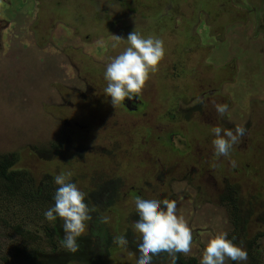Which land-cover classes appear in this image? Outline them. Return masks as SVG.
I'll list each match as a JSON object with an SVG mask.
<instances>
[{
  "label": "flooded vegetation",
  "instance_id": "af4514ba",
  "mask_svg": "<svg viewBox=\"0 0 264 264\" xmlns=\"http://www.w3.org/2000/svg\"><path fill=\"white\" fill-rule=\"evenodd\" d=\"M139 1L142 9H149L150 15L153 14L156 21L171 26L178 33L184 31L185 34L193 27L199 29L200 33H205L214 23L216 15L223 13L222 7L237 3L236 0H165L173 3L174 10L170 9L166 15L159 16L152 11V7L154 4L161 7L158 3L160 0ZM9 4L8 1L7 5ZM244 4L245 9L250 10L254 23L263 25L264 0H245ZM50 6L48 9H51L53 14L60 13L58 16L61 18L68 15L71 6L77 7L78 16L72 17L74 27L89 29L87 32L94 29L107 31L112 26L105 21L104 16L99 19L98 12L86 13L84 5H74V0L64 3L53 1ZM40 7L42 5H39L38 11L35 12L40 13L37 21L30 25V28L33 26L30 34L35 38L36 49L43 50L44 45L54 43L53 37L47 33L54 27L41 29L44 11H39ZM106 12L107 9L101 13ZM176 15L180 16V20L175 18ZM197 20L199 22H196ZM5 32L6 30H3L1 34ZM166 32L150 34L163 40L165 55L155 71L149 73L150 79L132 101L125 100L113 106L110 98L102 91L101 95L95 94L88 100V106L87 98L83 95L84 87L71 89L69 93L76 99L74 106L80 103L81 107L82 103H85L80 113H83L85 122L97 130L87 125H78L76 133L72 138H68L69 142L66 138L65 142H56L46 149L39 147L35 153H30L29 155L38 160V166L43 164V168H32L29 159H26L24 166H20L18 152L24 149L17 152L11 150L0 155V243L17 239L19 246H13L9 251L14 257L23 254L26 264H136V243L139 234L132 227L133 222L138 219L135 198H147L155 194L162 200H175L177 215L188 219L191 209L194 212L197 210V198L199 195L202 197L203 185L207 181H211L215 186L219 204L221 199V204L226 203L231 207L230 218L235 217L233 221L230 219L233 222L231 229L234 234L228 239H233L237 245H246L250 252L254 245L249 241V237L256 240L264 236V111L261 108L264 107V87L261 96L253 99L248 96L249 98L244 99L246 106H243L242 111H246L248 119H242V123L247 129L246 135L233 145L227 157L218 155L212 144V128L221 126L234 129V125H238L235 120L236 123L224 124L215 110L214 105L220 104V95L217 93L222 83L219 74L215 71L213 75L217 79L213 80L208 74L200 75L199 70L203 68L201 59L194 60L193 54L184 51V48L191 46L188 42H181L175 47L178 56L182 53L181 59L174 56L170 51L172 44H169ZM89 35L85 34L84 37L89 38ZM147 36L149 35L145 37ZM4 39L5 36H2L0 53L3 55ZM127 46L125 41H120L113 51L112 45H109L95 53L97 58L106 53V62L98 66L102 69L103 76L105 66L111 58ZM87 53L83 50L84 55ZM23 60L27 62L24 61L23 66L16 67V70L21 72L22 75L18 78L24 82L28 80L31 68L28 57L21 59ZM231 66L232 64L226 63L221 68ZM9 73L10 71L5 72L7 76ZM193 73L196 78L189 83ZM169 74L172 76V85L171 88H166L165 81ZM5 79L6 76H1L0 84ZM8 80L6 86L11 83L10 78ZM150 80L156 88L155 92L145 89ZM0 90H3L4 99L7 101L13 87H0ZM61 93L55 97L60 98ZM188 97L190 100L201 97L202 103L193 109L185 110L188 113H184L179 107ZM99 107L104 109V114L100 112ZM4 108L5 105L2 104L0 112ZM43 109L44 102L38 116L42 114ZM52 109H61L58 100L49 106V110ZM8 110L9 107L5 112ZM117 116V120L122 117L128 120L122 129H115L118 135L108 131L103 133L101 130L105 126L109 127L111 132L114 131L110 122L117 121ZM36 171H39L40 175L35 176ZM61 172H71L70 179L85 192L93 219L80 238V250L75 254L67 252L63 247L59 253H44L37 248L28 251L36 245L37 239L35 234L31 237L29 225L38 222L39 229H42V225L45 234L56 236L61 242V221L53 224L43 215L54 203L53 197L58 186L54 184L53 178ZM194 182L198 183V187L193 185ZM180 183H184L185 189L175 188ZM189 185L197 191L194 197L189 196ZM220 192L228 193L223 198L225 202L220 198ZM179 197L186 201L182 202ZM120 235H126L129 241L127 249L113 242L115 237ZM30 243L32 245H29ZM9 252H2L1 259L6 261L5 257ZM176 255V264H197L195 258L185 260L182 253ZM153 264H170V257L167 253H161L154 257Z\"/></svg>",
  "mask_w": 264,
  "mask_h": 264
},
{
  "label": "rangeland",
  "instance_id": "374dc122",
  "mask_svg": "<svg viewBox=\"0 0 264 264\" xmlns=\"http://www.w3.org/2000/svg\"><path fill=\"white\" fill-rule=\"evenodd\" d=\"M8 1L10 2L9 5H7ZM53 1L64 3L68 0L0 1V47H2V36H5L6 39H4L5 54L0 53V75L7 78L0 84V87L3 89L8 86L13 87L12 94L7 101L4 99L3 90H0V106L5 105V108L1 109L0 112V155L11 150L17 152L24 149V151L18 152L20 166H24V163H27L26 159H29L32 168H43V164L38 166V160L29 154L35 153L39 147L46 149L56 142H65L66 138L69 142V139L78 130V125H87L89 128L97 130L96 127L89 126L85 122L83 113H80L85 103H82L81 107H79L80 103L74 106L73 102L76 99L69 92L74 87H78V89L84 87L83 95L87 98L88 106H90L88 100L91 97H94L95 94L101 95L102 91L104 92L107 82L102 74V69L98 66L106 62V53L99 58L95 56V53L116 43L113 35L126 39L128 33L134 30L144 36L167 31L166 34L170 37L167 39L170 41L169 44H172L170 51L178 59H181L182 53L179 54V57L175 47L181 42L191 44V46L184 48V51L193 54L194 60L201 59L203 68L199 70L200 75L208 74L213 80L217 79L213 73L216 71L219 74L222 84L217 93L220 95L218 100L220 104L228 105L227 112L223 114L224 118L222 119V116L219 118L224 124L237 122L238 125L234 126H244L242 119H248L246 111H242L243 106H246L244 99L248 96L253 99L263 93L264 23L263 25L259 22L254 23L250 10L245 9V0H236L237 3L227 6L228 8L222 7L223 13L216 15L213 20L214 23L208 28L209 32L203 33L201 31L200 33L199 29L193 27L187 34L183 33L184 31L178 33L171 26L156 21V17L153 14L150 15L149 9H142L139 0H74V5H84L86 13L98 12L99 16L97 15V17L99 19L104 16L105 21L112 24L107 31L94 29L92 32H87L89 29L74 27L72 17L78 16L77 7L71 6L68 15L61 18L58 16L61 15L60 13L58 15L56 12L53 14V11L48 9ZM158 3L161 7L154 4L152 11H155L159 16L166 15L170 9L174 10L172 2L160 0ZM39 5H42L39 11H44V23L41 25V29L54 27L47 32L53 37L54 43L49 42L50 44L44 45L43 50L36 49L35 38L30 34L33 27L30 28V25L36 22L40 15L39 12L35 14ZM106 9V14L101 13ZM179 17V15L175 16L177 20H180ZM3 30L6 32L1 34ZM88 33L90 34L89 38H85L84 35ZM115 48H111L112 51ZM83 50L90 54L84 55ZM37 51H42V53H37ZM26 57H28L31 73L28 80L23 82L21 78H18L22 74L16 70V67L23 66L26 60L21 61V59ZM226 63L232 64V66L221 68ZM8 71H10L8 76L11 83L6 86L9 83V78L5 72L8 73ZM194 75L195 73L191 75L189 83L196 78ZM171 77L170 74L167 75L166 88H171ZM145 89L155 92L154 89L156 88L150 80ZM78 91L80 92V90ZM60 92H62V96L57 99L55 95L58 97ZM166 92H168L167 89ZM204 92L207 93V90ZM57 100L61 109L49 110V106L57 103ZM43 102L45 109L38 116ZM200 102L202 103L201 97L194 100H190L188 97L181 102L179 108L182 111L193 109ZM8 107L12 112L10 110L5 112ZM47 107L48 109H46ZM261 108L264 111V107ZM98 109L104 114L103 108L99 107ZM184 113L188 112L185 111ZM204 116L208 115L204 114ZM118 118L119 116L116 117V120ZM125 122L128 120L124 117L117 121H111L110 125L114 131L111 132L106 126L101 131L118 135L116 130L122 129ZM218 124L214 123V125ZM38 175L40 172L36 171L35 176ZM193 185L198 187L197 182H194ZM177 187L185 189L184 183L175 186L176 189H179ZM187 191L191 197L197 193L192 185L187 186ZM227 194L220 192V198L224 202L223 198ZM201 195L202 197L199 195L196 201L198 203L197 210L194 212L191 209L190 216L185 219L189 223L188 226L192 231L193 239L190 252L182 253L185 260L195 258L197 264H200L203 249L211 238L221 232L227 233V238L233 236L231 223L235 220V217L230 218L231 207L226 203L221 204V199L219 204V196L216 194V188L211 181L205 182ZM179 199L182 202L186 201L182 200L181 197ZM36 222L33 221V223ZM41 227L42 229H39V222L35 225H29L28 229L30 230L28 231L31 232V237L35 234L37 239L36 245L29 248L28 251L37 248L44 253L61 252V242L56 236L45 234L42 225ZM249 241L253 242L254 245L250 252L246 245L242 246L248 253L246 264H264V236L258 237L256 240L249 237ZM54 244L55 247L52 246ZM13 246H19L17 239L0 243V255L2 252L8 253ZM5 258L6 261L0 257V264H26L23 254L14 257L9 252ZM225 264H236V262L226 260Z\"/></svg>",
  "mask_w": 264,
  "mask_h": 264
},
{
  "label": "clouds",
  "instance_id": "9594fccd",
  "mask_svg": "<svg viewBox=\"0 0 264 264\" xmlns=\"http://www.w3.org/2000/svg\"><path fill=\"white\" fill-rule=\"evenodd\" d=\"M113 36L116 41L112 44L113 48L120 41H125L128 45L105 66L104 79L107 84L104 93L115 106L125 100L132 101L140 94L149 73L155 71L165 55V48L159 37H145L136 30L128 33L126 39ZM214 107L220 116L228 110L227 104H215ZM212 132L215 152L227 157L233 145L246 135L247 129L243 126H235L234 129L215 126ZM71 175V172H61L54 176V184L58 186L53 197L54 203L43 215L53 224L61 221V245L67 252L75 254L80 250L79 240L93 216L92 209L86 202L85 192L70 179ZM134 204L138 219L133 222L132 227L139 234L136 264H153L154 257L161 253H167L170 264H176V254L190 252L192 231L183 216L177 215L175 200H162L154 194L147 198L137 196ZM113 242L125 249L129 244L126 235L115 237ZM247 259L246 249L234 243L233 239H228L227 233L221 232L208 241L200 264H225L226 260L246 264Z\"/></svg>",
  "mask_w": 264,
  "mask_h": 264
},
{
  "label": "trees",
  "instance_id": "16d2710c",
  "mask_svg": "<svg viewBox=\"0 0 264 264\" xmlns=\"http://www.w3.org/2000/svg\"><path fill=\"white\" fill-rule=\"evenodd\" d=\"M204 28H206L205 26H204ZM32 195H33V193H32V189H31V192H30V198H31V201H32ZM31 205H32V202H31ZM31 211V210H30ZM187 264V263H186Z\"/></svg>",
  "mask_w": 264,
  "mask_h": 264
}]
</instances>
